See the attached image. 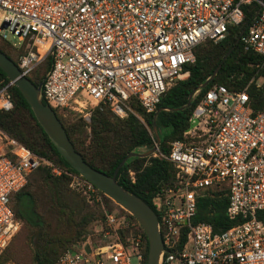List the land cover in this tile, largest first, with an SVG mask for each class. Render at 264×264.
<instances>
[{
	"label": "built area",
	"instance_id": "2783aa9c",
	"mask_svg": "<svg viewBox=\"0 0 264 264\" xmlns=\"http://www.w3.org/2000/svg\"><path fill=\"white\" fill-rule=\"evenodd\" d=\"M254 14L239 44L258 59L250 67L259 73L264 0H0V39L15 49L27 44L16 64L26 78L51 61L41 97L55 112L79 113L90 121L105 106L126 119L139 117L135 104L155 114L167 91L189 78L186 66L195 62V49L225 39L230 28ZM262 86L259 76L236 91L213 86L190 119L185 137L192 141H175L168 156H156L176 170L173 183L152 198L164 246L161 264H264V217L258 218L264 213V109H254L251 95ZM11 87L0 90V112L14 108ZM42 166L99 192L0 130V252L21 225L13 198ZM223 183L229 186L226 217L239 224L216 230L194 223L195 192ZM128 215L107 214L100 232L105 245L75 246L55 264H131L134 258L144 264V237Z\"/></svg>",
	"mask_w": 264,
	"mask_h": 264
},
{
	"label": "trees",
	"instance_id": "16d2710c",
	"mask_svg": "<svg viewBox=\"0 0 264 264\" xmlns=\"http://www.w3.org/2000/svg\"><path fill=\"white\" fill-rule=\"evenodd\" d=\"M254 16L255 14L253 16L248 15L244 25L230 28L229 35L216 45H212V41L206 42L207 44L205 43V45L209 46V48L203 49L202 53L196 55L197 59L194 64L186 66V71H189L190 73L189 78L174 84L162 97L158 110L163 109L164 111H162L157 118V127L161 137L159 154L164 156L170 154L171 145L169 147L166 146L168 140H172L171 144L175 141H192L190 138L185 137V133L190 127V119L195 109L200 104L201 98H203L207 91L215 85H224L230 90L236 91L242 89L253 76H259L263 79V86L259 91L253 87L251 89V95L256 100L254 109H264V68L261 69L259 73L257 69L251 68L250 64L257 63L258 59L251 54L243 53L241 45L238 44L234 52L223 64L217 78L206 88L200 90L201 92L199 96L192 100L191 107L180 110L188 104L191 94L212 76L215 69L222 62L224 56L233 47L236 40L240 37L241 32L253 20ZM0 41L1 43L4 42L2 40ZM0 50L17 64L18 56L13 58L1 47ZM45 63L48 64V72L51 66V61L48 60ZM243 73L244 77L242 79L240 78V75ZM34 76L35 73L28 79L36 86H39L35 83ZM9 83L7 76L0 69V88L7 86ZM10 92L12 100L15 103L14 106L16 112H0V129L5 131L10 137L16 139L35 155L47 159L54 157L57 159L58 163L65 168L63 169L65 172L72 175H78V173L70 167L51 144L47 135L36 122L29 105L19 90L12 86ZM134 109L139 117L130 115L126 119H119L113 115L108 107L104 106L96 108L92 122V143L89 148L84 150L78 149L76 143L72 139L70 131L64 125L63 126L76 151L82 155L84 160L93 168L112 176L116 168L128 154L137 152V150L141 148L153 149L157 143L155 137H152L150 134V131L153 132L154 114L146 113L139 104H135ZM20 112L28 114L30 120L33 122V129H25L21 125L19 118L17 117ZM55 113L58 117L59 112L56 111ZM142 116L146 117L145 122L150 130L143 122L145 119H143ZM32 130L34 132H32ZM40 148H44V151ZM49 155H51V157ZM143 162H145V159H129L120 170L117 180L121 187L138 196L153 208L152 198L162 187L173 183L176 170L170 162L158 157H152L148 161V166H144L142 164ZM104 166L107 167V170L103 169ZM133 166H136L134 168V172L136 173L135 181H132L129 177V171ZM37 171H43L44 174L49 175V181L54 183L53 189L55 196H60L64 191L63 185L52 180V176L48 169L40 168ZM62 176L70 178L69 175ZM23 190L19 192L20 194L18 193L22 196V203L16 208H14L12 204L15 217L20 224L24 223L31 227L39 228L43 224V219L36 211L32 194L23 192ZM18 194H16L14 198ZM228 203L229 198L227 191L215 195V197L203 199L199 204L198 216L194 220V223H210L216 225V230L229 229L239 224L240 221L231 222L227 219L226 211ZM128 216H130V218L138 225L134 217L131 215ZM263 217L264 213H259L258 218L263 219ZM138 228L144 237V264H147V237L139 225ZM72 247L73 246L66 248L61 256L56 260L47 262L46 264H55ZM37 262L38 264H43L39 257L37 258Z\"/></svg>",
	"mask_w": 264,
	"mask_h": 264
},
{
	"label": "rangeland",
	"instance_id": "374dc122",
	"mask_svg": "<svg viewBox=\"0 0 264 264\" xmlns=\"http://www.w3.org/2000/svg\"><path fill=\"white\" fill-rule=\"evenodd\" d=\"M228 35L229 33L227 36ZM221 41L211 42V44L216 45ZM5 43V41L2 43L0 41V47L13 58L23 53L27 47V44H24L20 49H15L10 44ZM208 48L209 46L205 44L196 48L194 54L195 61L197 59L196 55L202 53L203 49ZM47 67V63L42 64L35 72L34 81L37 85L42 83L47 73ZM3 88L4 87L0 88V90ZM200 92L201 91H198L193 99L197 98ZM9 93L12 100L10 90ZM202 99L203 98H201V100ZM13 105H15L14 102ZM13 111L16 112L15 106L11 112ZM95 111L96 110L93 111L90 121L84 120L79 113H58V117L62 124L70 131L72 139L76 143L78 149H87L92 143V122ZM17 117L25 129H33V122L30 120L27 113L20 112ZM142 117L145 119L143 122L149 129L145 122L146 117ZM32 132L34 131L32 130ZM150 134L152 137H155L153 132L150 131ZM171 142L172 140H168L166 146L169 147ZM40 149L44 151V148ZM150 150L149 148H141L137 150V153L146 154ZM159 151L160 147L156 154L139 159H145V162L142 164L148 166V161L152 157L154 158L159 155ZM49 156L51 157V155ZM43 159L52 163L57 168L62 170L65 169L54 157H51V159ZM135 167L136 166H133L129 171L131 180H135ZM41 168L48 169L52 176V180L63 185L64 191L60 196L56 197L53 189L54 183L49 181V175L44 174L43 171H35L30 174L28 184L23 192L32 194L36 211L41 215L43 224L39 228H34L22 223L18 232L13 236L6 248L0 252V264H38V257L43 264H46L47 262L56 260L66 248L71 246L88 245L92 248L103 246L106 244V240H103V236L100 232L106 215L115 211L122 212L125 215L127 214L101 192H89L87 189L79 188L77 185L73 184L71 177L57 176L47 166H42ZM103 169L107 170V167L104 166ZM228 188V184L223 183L220 185V188L215 186L211 189L196 191L198 203L200 204L203 199L212 198L220 193H225ZM19 194L12 201L14 208L22 203V196ZM133 230L136 232L137 228ZM131 264H137L135 258L131 260Z\"/></svg>",
	"mask_w": 264,
	"mask_h": 264
},
{
	"label": "water",
	"instance_id": "95a60500",
	"mask_svg": "<svg viewBox=\"0 0 264 264\" xmlns=\"http://www.w3.org/2000/svg\"><path fill=\"white\" fill-rule=\"evenodd\" d=\"M242 34L243 31L241 32L240 37L242 36ZM240 37L236 40L233 47L224 56L222 62L215 69L212 76L191 94L188 104L180 110L191 107L193 97L196 95V93L206 88L212 81L216 79L217 75L222 69L223 64L238 46ZM0 69L7 76V79L10 82L9 84L19 90V92L29 105L36 122L41 127L43 132L47 135L49 141L54 146L59 155L70 165V167L76 173H78L79 176L90 182L99 192L104 194L118 207L122 208L124 211L135 218L147 237V264H161L164 246L159 232V221L156 213L141 198L121 187L117 179L120 170L129 159L147 158L157 153L161 145V137L157 127V118L158 115L164 110H158L154 114L153 118V133L157 142L155 147L146 154H139L137 152L128 154L116 168L114 174L112 176H109L89 165L84 160L82 155L76 151L55 111L43 102L41 97L42 83L39 86H36L28 78L23 76L18 66L4 53H2L1 50ZM193 126L194 124L191 125V128ZM87 251L90 252V248H88Z\"/></svg>",
	"mask_w": 264,
	"mask_h": 264
}]
</instances>
